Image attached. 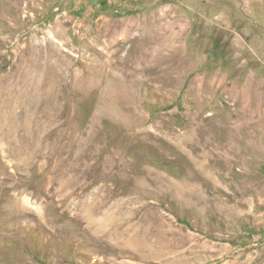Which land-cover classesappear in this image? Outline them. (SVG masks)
Masks as SVG:
<instances>
[{
	"label": "rangeland",
	"instance_id": "1",
	"mask_svg": "<svg viewBox=\"0 0 264 264\" xmlns=\"http://www.w3.org/2000/svg\"><path fill=\"white\" fill-rule=\"evenodd\" d=\"M0 264H264V0H0Z\"/></svg>",
	"mask_w": 264,
	"mask_h": 264
},
{
	"label": "trees",
	"instance_id": "2",
	"mask_svg": "<svg viewBox=\"0 0 264 264\" xmlns=\"http://www.w3.org/2000/svg\"><path fill=\"white\" fill-rule=\"evenodd\" d=\"M105 0H89V4L93 7L104 4Z\"/></svg>",
	"mask_w": 264,
	"mask_h": 264
}]
</instances>
